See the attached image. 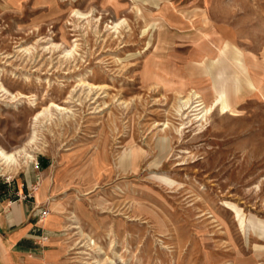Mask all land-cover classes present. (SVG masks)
I'll return each instance as SVG.
<instances>
[{
    "label": "rangeland",
    "instance_id": "374dc122",
    "mask_svg": "<svg viewBox=\"0 0 264 264\" xmlns=\"http://www.w3.org/2000/svg\"><path fill=\"white\" fill-rule=\"evenodd\" d=\"M222 26L258 89L196 120ZM263 50L264 0H0V148L34 156L0 165V220L55 212L68 264H264Z\"/></svg>",
    "mask_w": 264,
    "mask_h": 264
},
{
    "label": "crops",
    "instance_id": "0c3cea01",
    "mask_svg": "<svg viewBox=\"0 0 264 264\" xmlns=\"http://www.w3.org/2000/svg\"><path fill=\"white\" fill-rule=\"evenodd\" d=\"M201 14L203 16L202 22L209 26L207 28H210V21L205 11H201ZM184 16L186 23L193 25L194 19L188 15ZM152 21L155 23L158 19ZM167 23L172 24L170 21ZM163 26H165L164 19ZM207 28H200L195 33H187V35L199 34L202 40L207 37V34L204 33V29ZM218 30L222 37L225 36L226 38L217 39L218 41L216 42H210L213 50H216V56L211 58L209 54L212 51L208 50L205 51L207 53L202 55L199 60H196L200 63L201 73L210 77V89L212 90L213 98L207 101L194 88L189 89L185 94L197 93L208 104H211L216 97H224L226 103L227 101H231L233 109H237L240 102L247 95L254 93L258 88L250 75L247 65L244 63L241 49L237 45H234L233 42L232 44H227L228 41H231L229 28L222 26ZM206 59L215 64L214 70L212 68L213 66L207 67L204 64V60ZM221 67H224V69ZM225 67L231 68L232 71L230 72ZM214 74L216 77L215 82L212 79ZM260 88V93L264 97V88ZM215 107L220 111L219 104ZM40 185L43 186V196L39 201H37L35 196L37 203L48 198V193L52 190L49 188L50 183L46 179ZM49 207L52 211L57 206L55 202H51ZM27 211V206L24 207L22 202L20 204L16 203V207L12 208L10 214L1 217L0 264H68L61 236L57 234V232L65 228L64 219L52 211L45 219L38 217L37 220H33L27 214ZM72 227L77 228L73 225ZM43 237H46V240H43Z\"/></svg>",
    "mask_w": 264,
    "mask_h": 264
},
{
    "label": "bare ground",
    "instance_id": "6f19581e",
    "mask_svg": "<svg viewBox=\"0 0 264 264\" xmlns=\"http://www.w3.org/2000/svg\"><path fill=\"white\" fill-rule=\"evenodd\" d=\"M76 15L78 17H85L87 14L76 12ZM117 26L118 23H115L113 29L117 28ZM182 110H199L197 113H195L194 118L196 120H200L206 115L207 112L212 110V107L211 104H208L205 99L201 98L197 93H190L186 97L181 98V102L179 103L177 111ZM32 141L33 140L31 138L28 142H26V144L28 143L27 145H29L32 143ZM32 160H34V156L29 154L24 147L16 148L12 152H6L0 148V165L3 167L2 170H5L4 168L17 167L21 164L28 165V163ZM35 196L37 201L41 200L43 196L42 185H40L39 189L35 188ZM87 245L94 246L93 240L88 238Z\"/></svg>",
    "mask_w": 264,
    "mask_h": 264
},
{
    "label": "built area",
    "instance_id": "2783aa9c",
    "mask_svg": "<svg viewBox=\"0 0 264 264\" xmlns=\"http://www.w3.org/2000/svg\"><path fill=\"white\" fill-rule=\"evenodd\" d=\"M35 215L40 218H43L44 216L47 215V210L44 207H37ZM43 240H46V237H43Z\"/></svg>",
    "mask_w": 264,
    "mask_h": 264
},
{
    "label": "trees",
    "instance_id": "16d2710c",
    "mask_svg": "<svg viewBox=\"0 0 264 264\" xmlns=\"http://www.w3.org/2000/svg\"><path fill=\"white\" fill-rule=\"evenodd\" d=\"M41 165H45V162H43Z\"/></svg>",
    "mask_w": 264,
    "mask_h": 264
}]
</instances>
